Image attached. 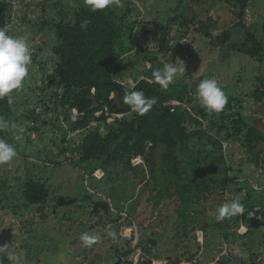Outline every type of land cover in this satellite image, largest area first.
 <instances>
[{
    "label": "rangeland",
    "instance_id": "rangeland-1",
    "mask_svg": "<svg viewBox=\"0 0 264 264\" xmlns=\"http://www.w3.org/2000/svg\"><path fill=\"white\" fill-rule=\"evenodd\" d=\"M7 1L13 7L9 15H0V28L28 42L32 63L23 88L14 91L11 98L14 113L11 128L18 155L12 161L0 165V247L7 245L8 252L18 256L21 264H125L129 261L135 264L139 251L146 254V257L138 263L149 257L156 260L155 264L167 263L169 238L176 240L173 230L175 223L170 222V226L158 225V237L144 233L146 243L151 244L148 239L156 241L153 254L159 258L148 255L142 249L147 247L144 241L142 247L138 246L141 231L134 223L135 215L131 214L135 201L146 191L143 192L141 185H130L116 192L112 180L101 169H97L99 163L79 162V145L84 131H72V125L65 119L66 108L55 96L62 94L51 78L56 61L51 56V48L57 40L51 27L41 28L42 21L47 17L54 20L62 7L65 8L63 14L69 17L71 9L65 6L67 0ZM43 1L45 5L42 9L38 4ZM248 1L245 24L264 47V0ZM178 5L186 12V18H194L195 23L183 26L182 21H179L174 24L171 31L173 51L164 59V63H174L177 59L184 62L185 72L174 83H185L188 90H195L189 96L191 100L183 105L184 109L208 113L197 98L196 89L201 80L212 78L228 96L225 109L228 112L238 111L264 134V99L256 102L248 98V94L255 90L257 78L264 80V61L259 64L229 49V45L245 41L244 31L236 27L238 21L233 9L219 5L217 0H122L121 7L112 9L122 15L129 8V23L155 21L164 24ZM203 27L213 37L229 31L228 45L212 47L210 38L201 30ZM124 42L127 47L133 46V50L122 60L126 63H129V58L138 61L136 70L141 72L145 65L136 55L134 41L125 35ZM123 83L130 86L134 84L132 79ZM30 115H34L36 120ZM92 126H96V123ZM206 127L207 119H204L202 128ZM100 131L104 132L103 126ZM208 131L216 136L214 129ZM17 134L19 140L16 139ZM223 136L216 137L223 139ZM222 145L226 166L230 168L226 179L228 189L219 195L215 194L211 200L220 197L225 198V203L234 199L240 202L248 200L256 205L254 210L264 209V142L255 145L254 149L243 147L242 139L224 140ZM161 151L162 147L159 149ZM139 165L144 166V161ZM94 167L97 169L93 174L95 177L91 176ZM29 180L49 189L50 194L44 207L29 206L25 201L22 192ZM116 182L124 185L119 177ZM98 200L110 203L109 216L101 210L98 214H92L93 205ZM174 209L176 205L164 206L162 212L166 216ZM207 210L211 215L209 207ZM141 211L147 222L158 213L152 210L151 204ZM262 220V226L248 231L243 224L236 227V219L233 217L229 221L232 225L228 228L229 240L225 242L219 237L216 244H219L220 249L210 253L208 248L203 247V232L198 228L193 233L190 229L195 224H189L185 228L189 241L182 242L179 239L180 247L188 243L189 248H194L193 241L198 242V254L202 257L206 255V259L197 264H240L246 250L254 246L260 252L257 264H264ZM176 221L182 224L179 218ZM85 232L98 237L97 243L86 246L80 239ZM129 247L133 250L130 256L118 254L127 252ZM222 257L228 258V261L222 259L219 262ZM0 260L2 264H11L6 255L0 257Z\"/></svg>",
    "mask_w": 264,
    "mask_h": 264
},
{
    "label": "trees",
    "instance_id": "trees-1",
    "mask_svg": "<svg viewBox=\"0 0 264 264\" xmlns=\"http://www.w3.org/2000/svg\"><path fill=\"white\" fill-rule=\"evenodd\" d=\"M45 1L38 6L43 9ZM217 2L233 9L238 21L236 27L245 34L243 43L231 44L229 49L259 64L263 63L264 47L245 24L249 1ZM66 3L65 6L71 9L69 17L62 12L65 8L60 7L61 12L57 17L54 20L45 18L41 28L51 27L57 40L51 48V56L56 60L51 78L62 94L55 96L66 108L65 119L72 125V131H84L79 145V162L99 163L97 169H101L112 180L116 192L130 185H141L143 192L146 191L140 199H135L137 202L131 211L135 215L134 223L141 231L139 247H142L143 241L146 243L144 233L158 237V225L170 226V222H174V237L178 241L169 238L167 264H179L181 260L203 263L206 255L202 257L198 254L199 243L193 241L194 248H189L188 243L180 247L179 239L182 242L189 241L186 225L195 224L190 231L194 233L199 228L203 232V247L208 248L209 253L220 249L219 244H216L219 237L225 242L229 240L228 228L232 227L229 221L233 217L216 219L217 209L225 203V198L211 200L215 194L219 195L228 189L226 179L230 168L225 163L222 141L242 139L243 147L254 149L255 145L264 142V134L238 111L228 112L224 109L220 113H207L202 110H185L183 105L191 100L189 96L195 92L194 89L188 90L185 83H173L165 90L152 80L153 70L162 68L164 59L173 51L171 31L174 24L179 21H182L183 26L195 23L194 18H186V12L179 5L167 23L140 21L133 24L128 22L129 8L122 15L112 8L92 13L85 6L84 0H67ZM12 7L11 2L0 0V15H9ZM84 21L88 23L82 28ZM201 30L210 38L212 47L228 45L229 31L213 37L207 28ZM125 35L134 41L136 55L145 65L141 72L136 70L138 61L129 58V63H126L122 60L133 50V46L125 45ZM127 79L133 80V86L123 83ZM141 90L147 97L157 99L153 109L144 116L133 113L123 102L126 93ZM248 98L256 102L264 99V80L257 78L255 90L248 94ZM172 101L179 105H170ZM115 114H122L123 117L108 122ZM13 115L11 100L0 99V117L10 125L8 129L0 130V138L11 144H14L11 128ZM30 117L36 120L34 115ZM204 119H207L206 128H202ZM93 123L96 126H92ZM102 126L104 132L100 131ZM210 129H214L216 136L224 134L223 139L209 134ZM161 147L162 151L159 152ZM136 157H140L145 165L134 166L132 160ZM97 169H92L91 176ZM117 177L124 185L116 182ZM22 194L29 206L44 207L50 191L45 185L29 180ZM130 197L132 200L133 196ZM241 203L245 205L246 211L242 216L234 217V225L238 227L243 224L248 231L262 226L264 209L254 210L256 205L248 200ZM149 204L158 213L147 222L141 210ZM173 205H176V209L172 212L170 210L165 216L162 207ZM177 218L182 224L177 223ZM193 238L196 239V236ZM146 245V248H142L145 253L159 258L153 254L152 243ZM131 253L133 250L129 247L127 252L118 254L128 257ZM259 254L258 249L250 246L240 264H248L249 261L250 264H257ZM145 257L146 254L142 252L140 259ZM224 257L219 262L222 259L228 261ZM125 264H133V261ZM138 264H151L150 257Z\"/></svg>",
    "mask_w": 264,
    "mask_h": 264
},
{
    "label": "clouds",
    "instance_id": "clouds-1",
    "mask_svg": "<svg viewBox=\"0 0 264 264\" xmlns=\"http://www.w3.org/2000/svg\"><path fill=\"white\" fill-rule=\"evenodd\" d=\"M85 6L92 13L106 9L121 7L122 0H84ZM87 21L81 25L87 26ZM32 63V55L29 44L20 37L8 34L5 28H0V99L11 100L12 93L23 88L26 78L29 76V66ZM185 72L184 62L180 59L174 63H164L162 68L154 69L152 80L161 89H168L176 79ZM196 96L209 113L222 112L228 104V96L215 79L205 78L200 81L196 89ZM124 104L130 110L140 116L148 114L157 103L155 97H147L141 91H130L125 94ZM10 127L9 122L0 117V130ZM16 139L20 136L17 134ZM18 155L16 146L0 138V165L12 161ZM246 211L245 205L239 199L222 204L217 209V220L242 216ZM252 215V214H250ZM86 246L97 243L98 237L83 233L80 237ZM8 246L0 247V257L6 255L11 264H21V259L14 253L8 252ZM2 264V260H0Z\"/></svg>",
    "mask_w": 264,
    "mask_h": 264
},
{
    "label": "built area",
    "instance_id": "built-area-1",
    "mask_svg": "<svg viewBox=\"0 0 264 264\" xmlns=\"http://www.w3.org/2000/svg\"><path fill=\"white\" fill-rule=\"evenodd\" d=\"M173 102H175V101H172V102H170L169 104H170V105H174ZM177 103H178V102H177ZM178 104H179V103H178ZM122 117H123L122 114H115V115H113L112 117H110V118L108 119V122H112L115 118L120 119V118H122ZM132 163H133L134 166H137V165H139V164L142 163V159H141L140 157H136V158H134V159L132 160ZM140 256H142V253L139 251V252H138V255H137V260L135 261V264H137L138 261L140 260ZM150 260H151V264H155V263H156V262H155L156 260H154V259H150ZM167 262H168V261H167ZM161 264H163V263H161ZM165 264H167L166 261H165ZM180 264H197V262H196V261L182 260V261L180 262Z\"/></svg>",
    "mask_w": 264,
    "mask_h": 264
},
{
    "label": "water",
    "instance_id": "water-1",
    "mask_svg": "<svg viewBox=\"0 0 264 264\" xmlns=\"http://www.w3.org/2000/svg\"><path fill=\"white\" fill-rule=\"evenodd\" d=\"M99 210L103 211L106 215H110V203L105 200H98L93 205L92 214H98ZM130 225V224H128ZM148 242H151L153 246L156 245V241L153 239H148Z\"/></svg>",
    "mask_w": 264,
    "mask_h": 264
}]
</instances>
